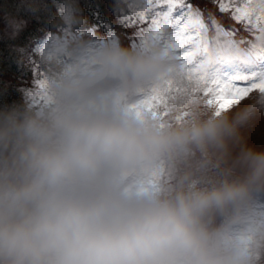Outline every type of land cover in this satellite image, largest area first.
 I'll return each mask as SVG.
<instances>
[{
	"label": "clouds",
	"instance_id": "1",
	"mask_svg": "<svg viewBox=\"0 0 264 264\" xmlns=\"http://www.w3.org/2000/svg\"><path fill=\"white\" fill-rule=\"evenodd\" d=\"M55 3L35 50L42 102L0 108V264H264V149L242 135L264 94L219 115L180 94L154 116L138 102L182 79L176 49L97 38L80 0ZM226 40L210 38L212 60Z\"/></svg>",
	"mask_w": 264,
	"mask_h": 264
},
{
	"label": "snow or ice",
	"instance_id": "2",
	"mask_svg": "<svg viewBox=\"0 0 264 264\" xmlns=\"http://www.w3.org/2000/svg\"><path fill=\"white\" fill-rule=\"evenodd\" d=\"M148 2L151 7L147 11L118 15V22L122 26H134L136 22L146 21L144 28L130 38V45L142 44L149 35L158 37L166 46L171 44L182 61V79L168 81L161 89H151L149 95L138 102L140 106L146 107L154 116L164 118L169 114V102L177 95H198L206 99V106H215L219 115L252 93L264 94V46L256 43L264 36V0H213L221 13L231 9L232 19L249 33L251 39L239 41L235 39L234 31L224 29L211 15L206 22L202 10L193 7L188 0ZM209 23L218 35L227 38L215 60L209 56ZM115 36L109 25L107 38ZM241 44L247 45L244 47L246 56L231 54L232 45L241 47ZM40 76L37 87L42 90L45 75L41 73ZM26 95L31 94L26 92Z\"/></svg>",
	"mask_w": 264,
	"mask_h": 264
},
{
	"label": "trees",
	"instance_id": "3",
	"mask_svg": "<svg viewBox=\"0 0 264 264\" xmlns=\"http://www.w3.org/2000/svg\"><path fill=\"white\" fill-rule=\"evenodd\" d=\"M32 2L34 1L0 0V108L23 103L21 87L26 86L31 77V63H36L33 47L40 45L46 38L51 31V22L57 15L55 0H39L35 4ZM188 2L202 10L206 22L211 15L224 29L234 31L237 41L251 39L243 25L232 19L231 9L221 13L213 0ZM111 4L112 0H80V7L86 18L85 27L95 32L98 38H106L107 28L111 25L121 43L128 46L130 38L135 34L126 32L130 31V26H122L118 22V15L126 13H114ZM10 18H17V21L24 23L22 30L14 37L6 35L9 33L6 21ZM209 30L213 32L215 28L211 26ZM246 46L241 44L242 48Z\"/></svg>",
	"mask_w": 264,
	"mask_h": 264
},
{
	"label": "rangeland",
	"instance_id": "4",
	"mask_svg": "<svg viewBox=\"0 0 264 264\" xmlns=\"http://www.w3.org/2000/svg\"><path fill=\"white\" fill-rule=\"evenodd\" d=\"M32 1H34V2H32L34 4L39 3V0H32ZM16 19L17 18H15V19L10 18L6 21V27H8V32H9L6 35L9 37H14V36L18 35V33L22 30V28L24 26L23 22L17 21ZM129 23H131V21H129ZM146 23H147L146 21L144 23L136 22L134 24V26L129 27L130 31H126V32H128V33L132 32L135 34L137 31L143 29ZM17 26H19V27H17ZM209 27H211V25H209ZM94 34L98 38V36L95 32H94ZM216 34H217L216 30H214L213 33L210 30L208 32L209 38L215 36ZM126 43H128L127 40H126ZM38 46H39V44L37 46H34L33 51H35ZM29 48H31V47H29ZM30 50H32V49H30ZM35 62L36 63H34V64L31 63V65H30L31 77L28 80L27 85L21 87V93H22L23 99H24L26 92L30 93L31 95H28L27 98L28 99L34 98V104H39L40 102H42V98L39 95V92L41 90L37 87V85H38L39 79L41 78L40 74L43 73L45 75V73L40 68V65H39L37 59H35ZM201 99H202L204 105H206V99L202 96H201ZM180 116L183 117V113H181ZM242 135L245 138L248 146L254 147L256 149H264V119H258L250 127L242 130Z\"/></svg>",
	"mask_w": 264,
	"mask_h": 264
}]
</instances>
